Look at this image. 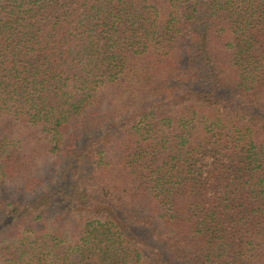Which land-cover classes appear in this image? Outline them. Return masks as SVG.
Here are the masks:
<instances>
[{
  "label": "trees",
  "instance_id": "1",
  "mask_svg": "<svg viewBox=\"0 0 264 264\" xmlns=\"http://www.w3.org/2000/svg\"><path fill=\"white\" fill-rule=\"evenodd\" d=\"M0 264H264V0H0Z\"/></svg>",
  "mask_w": 264,
  "mask_h": 264
}]
</instances>
